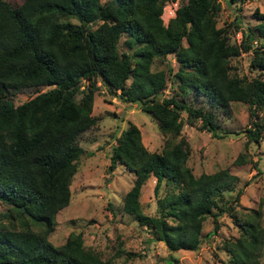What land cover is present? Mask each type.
Instances as JSON below:
<instances>
[{"label":"trees","instance_id":"1","mask_svg":"<svg viewBox=\"0 0 264 264\" xmlns=\"http://www.w3.org/2000/svg\"><path fill=\"white\" fill-rule=\"evenodd\" d=\"M175 1L0 0V204L43 226L16 229L0 221V264H114L85 245L81 232L60 245L48 237L70 203L85 151L80 138L96 123L92 104L101 86L151 112L164 136L162 148L149 151L132 122L112 135L109 170L122 165L134 175L122 209L152 240L171 252L196 251L239 201V178L228 169L193 174L181 130L186 122L216 138L233 133L221 128L215 109L231 112L238 103L247 107V141L260 140L264 121L253 117L264 109V12L254 10L257 22L235 43L230 27L218 26L221 0H186L165 23L163 8ZM241 53H249L251 76L232 71L230 61ZM42 87L17 102L23 89ZM151 176L156 212L147 215L140 195ZM249 215L239 237L224 243L231 264H260L264 229L258 215ZM208 217L212 228L203 233Z\"/></svg>","mask_w":264,"mask_h":264},{"label":"rangeland","instance_id":"2","mask_svg":"<svg viewBox=\"0 0 264 264\" xmlns=\"http://www.w3.org/2000/svg\"><path fill=\"white\" fill-rule=\"evenodd\" d=\"M17 5L22 0H6ZM186 0L166 3L162 18L174 16L176 9ZM223 10L218 17V26L230 27V41L238 43L241 33L248 25L257 22L254 10L264 12V0H246L236 4L221 0ZM165 23L167 21L163 19ZM236 22V26L233 22ZM173 70L177 63L173 56ZM233 70L239 75L251 76L249 53H241L231 59ZM162 65V64H161ZM154 64L152 65V67ZM170 88L165 93H170ZM42 88H26L17 94V102H23L36 95ZM77 98V95H76ZM196 106L206 105L193 99ZM217 121L221 128L233 133L216 138L210 132L199 129L197 125L184 122L181 135L189 144L190 153L187 165L195 176L201 173H212L228 169L239 178L237 188L243 190L239 201L230 204L228 212L220 215L219 230L203 242L196 251H170L162 242L154 241L147 229L138 225L136 219L122 209L123 198L131 188L134 175L122 165L113 171L109 170L111 148L114 144L112 135L119 133L129 122L134 123L141 133L143 145L149 151L162 148L164 136L158 129V122L151 112L143 111L136 104H128L108 93L104 86L95 93L92 104V116L95 125L82 135L80 144L84 153L80 156L78 168L72 178L71 199L56 218L53 231L48 233L52 244L64 243L67 236L81 232L84 244L93 248L103 259L114 258V264H231L225 241L239 237L241 223L251 215L264 229V131L257 142H248L245 129L250 126L247 107L234 103L231 112L226 109H215ZM185 117V112H182ZM253 120L264 121V109L258 110ZM245 182H248L245 185ZM154 177H150L143 186L140 204L143 213L154 215L156 197L153 192ZM165 187L159 191L163 195ZM234 192H231V196ZM0 221L10 228L33 229L40 231L42 225L35 224L28 217L20 214L15 208L0 204ZM212 228V218L203 223V233ZM260 264H264V246L259 254Z\"/></svg>","mask_w":264,"mask_h":264},{"label":"crops","instance_id":"3","mask_svg":"<svg viewBox=\"0 0 264 264\" xmlns=\"http://www.w3.org/2000/svg\"><path fill=\"white\" fill-rule=\"evenodd\" d=\"M172 15H174V14H172ZM170 17H172V16H170ZM169 16H166L165 18H163V19H165L166 21H168V18H170ZM154 181H155V179H154Z\"/></svg>","mask_w":264,"mask_h":264}]
</instances>
